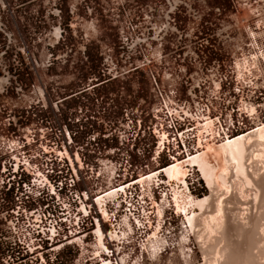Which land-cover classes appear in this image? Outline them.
I'll list each match as a JSON object with an SVG mask.
<instances>
[{
    "label": "rangeland",
    "instance_id": "1",
    "mask_svg": "<svg viewBox=\"0 0 264 264\" xmlns=\"http://www.w3.org/2000/svg\"><path fill=\"white\" fill-rule=\"evenodd\" d=\"M42 1H45L46 5L49 4L53 20L49 22L47 31L40 35L42 48L37 50L30 46L26 31L27 21L23 16L27 15L26 12L37 8ZM182 4L183 0H0V30L11 38L21 55L19 59L10 60L0 51V155L9 154L8 146L11 141L20 144L15 148L13 154L25 147V153L29 157L46 150L52 154L49 156L53 160L52 165L56 163L57 166L58 162L54 161L53 157L58 154L61 159L59 168L68 169L69 167L70 169L63 173H55V175L66 176L69 174L76 178L77 184L74 190L88 191L90 199L93 197V200H96L95 202L90 199L87 201L84 198L80 203L82 208L86 206L88 212L92 211V213H95L97 207L100 209V206H97V199H95L100 194L110 189L112 191L120 184L141 180V178L143 179L139 182L145 187H150L155 178L148 183L144 179L148 177L147 175L164 169V164L183 166L189 175L187 182L195 199L209 195L210 191L202 173L198 170L199 168H195L189 163L191 157L188 155L177 157L175 160L178 161L173 163V158L162 152V147L157 143L158 137L155 136L152 126L155 122L153 108L162 106L164 98H167V95L171 96L170 86L181 91L182 98L185 99L188 97V90L196 85V80H190L188 87L183 83L185 79H183L182 68L188 66L190 70H195L192 63L180 64L174 71L164 69L171 43L175 42L177 45L180 41L181 29L179 25L174 26V22L181 20L178 9ZM131 21L148 27L145 30L148 41L143 40L134 48L131 42L127 43L126 40L130 31L127 24ZM150 23L157 25L153 28ZM140 36L143 38V35ZM54 53L57 55L54 56ZM196 57L195 54H191L189 59L195 60ZM152 64L157 66L156 70L151 69ZM23 65L31 69L28 84H23L21 77L16 74L17 69ZM236 66L238 73L247 71V76H249L250 69H254L252 62L246 63L242 60H237ZM229 80L234 82L232 74H229ZM222 100L227 103V99L224 97ZM245 100L251 101V94L247 95ZM262 101L264 104V99H260V103ZM79 106L92 111H103L101 116L105 121L88 124V128L93 132L91 136L93 138L83 139L79 136H72L70 129L77 128V125L73 123L66 126L65 132L57 131V135L53 136L52 134L56 132L55 129L65 122L64 113H68L70 116ZM247 108L250 109V107ZM26 110H32L30 112H34V115H28ZM253 112H256V108ZM122 113L125 117L121 120L123 123L112 124L109 122L110 119L116 115L121 116ZM263 113L264 106H261L256 114V119L246 118L247 124L244 128L247 130V134L258 127H264ZM41 119H48L49 122ZM152 120H154L153 123H151ZM103 133L106 134L102 135ZM121 134L126 138L133 135L132 141L136 140L134 142L136 147L144 148V154L139 156L133 154L132 160L125 156L123 147L114 139L116 137L120 142L119 135ZM198 134L203 136L204 129H200ZM24 135L27 136L26 140H23ZM37 135L43 137L41 139L44 143L41 146L36 144ZM3 136L9 137L8 144L4 141ZM101 138H110L115 141L102 140L99 142ZM90 139L92 140L90 141ZM86 140L92 142L88 147L92 151L90 153L85 151ZM51 141H65L66 148H56L49 144ZM212 146L217 147L218 145ZM53 151H56V154ZM113 151H115L114 154H112ZM31 159L32 157H30ZM44 161H46L45 157L38 160V162ZM91 163L97 166L95 171L88 170L87 164ZM103 163L109 164L107 167H102ZM255 163L253 164L255 165ZM257 163L256 165L260 167V162ZM112 165H116V173L113 171ZM6 166L9 167L7 164ZM40 167L44 172L46 171V166L41 164ZM12 168L15 173L17 168L14 165ZM5 171H0V198L6 196L7 200L0 206L2 210H8V207L13 208L8 212V220H10L12 211L16 210L19 204H16L17 199L14 198L12 190L9 191L13 182L9 184L10 179H7L9 173ZM121 171L124 173L120 174ZM19 173H23L24 177L31 175L27 167L21 168ZM162 173L161 176L158 175V178L165 179L167 175L164 171ZM112 176L114 177L112 178ZM178 186H180L179 189ZM175 188L183 192V197L188 195L184 191L186 187L181 184L170 185L168 182L167 186H163L161 190L167 193L166 198L169 196L175 202ZM252 190H248L247 193H245L246 191L242 192V194L238 186L234 189V193L238 192L241 202L244 203L243 206L234 203L235 200H232L231 197L233 194L230 192L226 194L227 196L222 197L230 202L227 207L230 210L233 209L229 217L236 215L237 217L232 218L238 219L239 216V220L242 218L241 221L244 222L245 216L248 215L246 229L251 228L252 223L249 224L251 221L248 218L252 211L253 215L260 213L258 215L261 219L260 223L263 225L264 222V207L261 209V201H258L256 209L258 211H255L253 193L255 194L256 191ZM160 195L157 192L158 206H156L154 214L156 220L154 229L148 235L138 237L136 243L138 246L139 242L138 248H140L139 256L136 258L138 263L185 264L184 259L189 256L187 264H202L204 259L198 244L199 239H196L195 234L190 230L185 215L183 212L179 211V213L176 207V214L171 211L164 216V209L168 204L165 205L159 201ZM165 197L164 202L166 203ZM109 201L111 200H107V203ZM247 203L254 204H250V211L249 208L247 209ZM35 204L33 197L23 201V205L28 208ZM245 208L249 214L244 211ZM1 212L0 236L5 226L4 217L6 215ZM192 213L190 210V215ZM195 213L199 214L200 210L196 209ZM108 214L110 216L111 213L108 211ZM97 217L101 218L99 215ZM89 222L90 218L88 224ZM87 226L85 227L87 228ZM157 240L161 245V250L158 249L157 254L154 255L153 244ZM3 241L5 242L4 247L7 248L8 239ZM0 243H2L1 240ZM93 246L95 248L97 246L95 241ZM70 248L75 251L79 250L76 245L70 246L61 242L55 243L53 247L50 244L42 247L36 246L33 249L36 251L35 255L31 258L36 260L39 257L38 263H31L29 258L24 259L26 257L21 256L20 260L15 259V264H53L57 261L59 253ZM87 248L88 246H86ZM257 249V247L254 248L253 252L257 253ZM86 253V251H80L74 264H80L86 258ZM9 255H4L0 250V264H6L3 259L11 261L9 257H6Z\"/></svg>",
    "mask_w": 264,
    "mask_h": 264
},
{
    "label": "built area",
    "instance_id": "2",
    "mask_svg": "<svg viewBox=\"0 0 264 264\" xmlns=\"http://www.w3.org/2000/svg\"><path fill=\"white\" fill-rule=\"evenodd\" d=\"M237 1L241 9L247 13V37L240 35L238 45H245L246 39L249 43L247 50L241 51L236 62L237 60L252 62L254 73L250 69L249 76L246 71L242 73L243 77L236 71L237 66L235 69L222 70L216 61L195 70L183 66L184 85L188 87L190 80L193 78L196 80V85L188 90V97L183 99L181 91L170 86L171 96L163 97V105L153 108L155 122L152 126L155 136L158 137L157 143L162 147L163 153L173 158V163L177 162L175 160L177 157L185 155L192 157L199 154L202 147L207 144L220 145L247 135V130L244 128L247 124L246 118L256 119L258 109L264 106L263 101L260 103V99H264V0ZM150 25L154 28L157 24L150 23ZM127 28L130 31L126 40L127 43L131 42L133 48L143 40L148 41L145 33L147 26L131 21L127 24ZM140 35H143V38ZM233 72H235L234 82L229 80V74L233 75ZM246 90L247 95L251 94V101L245 100ZM223 97L227 99V103L223 102ZM247 106H253L256 112L251 111ZM200 129H204L203 136L198 134ZM163 134L166 135L164 141H162ZM4 141L8 144L9 137H4ZM11 143L13 146L10 144L8 146L10 154L20 146L19 143L16 145L12 141ZM42 151L43 153L31 155V160L27 154L23 161L13 157L16 159L13 165L17 168L15 170L17 173L21 168L27 167L33 176L31 182L22 184L23 192L16 196L19 205L12 211L10 220L7 221L9 210H2L0 206L1 213L7 215L4 217L7 222L1 235L4 239H8V246L14 253V256L9 257L11 261L5 260L6 264H15V259L20 260L21 256L29 258L31 263H37V259L31 258L36 252L33 249L47 244L54 246L57 242L70 246L76 245L81 252L86 251V258L80 264L90 262L139 264L136 258L139 256L140 248L136 243L138 237L146 236L154 229L156 222L154 214L158 206L157 192L161 194L159 201L165 205L168 204L164 209V216L171 211L175 214L177 212L173 198L170 199L168 196L167 202H164L167 193L161 189L168 184L167 176L165 179L155 177L149 189L139 182L140 179L113 188L120 195L105 206L111 213L110 217H105L100 208L101 218L96 216L93 219L96 225L95 243L98 246L95 248L94 241L89 242L85 229L91 211H85L80 204L84 198L89 201L88 191L74 190L77 184L74 176H70L69 179L53 180L51 176L56 172L50 167L53 164L49 158L51 154L46 150ZM43 157L46 161L38 162ZM110 162L113 164L112 161ZM41 164L46 166L47 174L40 167ZM108 164L103 163L102 167H107ZM13 165H10L11 168ZM112 166L116 173V165ZM170 166L154 173L161 176L162 172ZM38 171L42 176L37 177ZM59 173H63V170L61 169ZM188 178L189 175L186 181ZM181 185L186 187L184 190L186 194L193 196L188 182ZM107 192L99 196H104ZM30 197L35 199L36 204L28 208L23 205V201ZM6 200V196L1 197L0 205L6 203ZM99 230L103 234L102 242H100ZM86 246H88L87 249Z\"/></svg>",
    "mask_w": 264,
    "mask_h": 264
},
{
    "label": "bare ground",
    "instance_id": "3",
    "mask_svg": "<svg viewBox=\"0 0 264 264\" xmlns=\"http://www.w3.org/2000/svg\"><path fill=\"white\" fill-rule=\"evenodd\" d=\"M241 76L244 75L241 73ZM247 107L255 111L253 106ZM165 137L166 135L163 134L162 141L165 140ZM14 144L16 145V142ZM10 146H13L12 143ZM189 160L191 166L199 168L210 194L199 199L190 195L183 197V192L175 188L174 198L178 212H183L190 230L195 234L196 239H199L198 244L204 259L202 264H264V222L263 225L260 223L261 219L258 216L260 213L253 215L252 211V214L249 215L248 219L251 222L248 223H252V225L250 229L247 227L248 230L245 228L248 215L245 216L244 222L241 221L242 218L239 220V216L238 219L232 218L237 217L236 215L229 217L233 209L230 210L227 207L230 202L222 199L230 192L233 194L231 197L232 200H235L234 203L243 206L244 203L241 202L238 192L234 193V189L238 186L241 193L245 191L247 193L250 189L256 191L255 194L253 193L255 211L258 208V201H261V209L264 207V127H258L247 135L227 141L217 147L208 144L202 147L199 154L192 156ZM254 162H260L261 166L258 167L256 163L254 165ZM164 173L167 175L170 185L173 183L177 185L187 184L186 177L188 174L183 166L172 165L166 168ZM38 176H42L39 171ZM155 177H158V174L154 173L144 177V180L148 183ZM146 188L149 189L148 186ZM179 188L180 186H178ZM119 195L118 191L112 189L111 192L97 198V205L100 206L105 217H110L105 207L107 200L112 201ZM165 199L167 198L165 197ZM248 203L247 209L249 208L250 211L251 203ZM84 209L88 211L86 207ZM196 209L200 210L199 214L195 213ZM247 209L245 208L244 211L246 212ZM190 210L193 212L192 215H190ZM242 210L239 211L242 212ZM249 211L246 213L249 214ZM98 234L100 235V242H102L101 230L98 231ZM242 239L243 241L245 239V242ZM262 242L263 244L260 245ZM256 247L258 248L257 253H254L253 249ZM158 249L161 250V245L157 240L153 244L154 251L152 252L154 255L157 254ZM188 257L186 256L184 259L185 264L189 262Z\"/></svg>",
    "mask_w": 264,
    "mask_h": 264
},
{
    "label": "flooded vegetation",
    "instance_id": "4",
    "mask_svg": "<svg viewBox=\"0 0 264 264\" xmlns=\"http://www.w3.org/2000/svg\"><path fill=\"white\" fill-rule=\"evenodd\" d=\"M204 3L205 5H203ZM180 21H175L174 26L179 25L181 29L180 41L176 45L175 42L171 43L170 53L166 61L164 69L174 71L180 64L192 63L194 68L201 69L205 67L208 63H213L214 61L220 65L222 70L225 69H235L236 59L240 56L241 51H246L248 47L247 39L245 45L239 46V36L244 35L247 37V13H245L241 7L238 5L237 0H183L182 6L179 7ZM177 17V16H176ZM196 55V59L190 58V55ZM247 67V64H246ZM152 70H156L157 66L152 64ZM231 73V72H230ZM235 79V72L232 75ZM195 81V78H193ZM247 97V90L245 93ZM264 115V113H263ZM152 120L151 123H153ZM137 123V122H136ZM137 128V124H136ZM8 136V135H7ZM36 136V135H35ZM6 137V136H3ZM27 136H23V140H26ZM35 138V137H34ZM38 141L36 144L42 145L44 142L41 135H37ZM60 138V137H59ZM67 139V137H65ZM69 138L72 140L71 135ZM41 139V140H40ZM50 145L57 147H65V141L60 142H49ZM26 147L19 150L16 154L0 155V171H5L7 173H12L11 166L16 160L13 157L23 161L26 156ZM57 151V150H56ZM56 151H53L56 154ZM92 152L91 150L89 153ZM97 153L96 151H93ZM54 161L60 163L61 159L58 154L54 155ZM66 159V158H65ZM67 161V160H66ZM65 161V162H66ZM64 162V163H65ZM69 163V162H68ZM6 164L9 166L7 168ZM68 165L67 163H65ZM11 165V166H10ZM60 165V164H59ZM88 170L95 171L97 166L87 164ZM168 166L164 164L163 167ZM60 167V166H59ZM66 168L64 167L63 170ZM68 169H70L68 167ZM67 169V170H68ZM121 171L120 174H123ZM114 174V173H113ZM33 175H28L25 182H31ZM62 178V175H58ZM114 176H112L113 178ZM52 179L50 178V181ZM120 180V179H119ZM122 180V179H121ZM106 181V180H105ZM90 199V197H89ZM91 201L93 200L90 199ZM89 200V201H90ZM95 202V201H94ZM16 204H19L17 201ZM16 207V206H15ZM11 211V207L7 208ZM100 216L99 208L95 210L90 216V222L86 228L88 233L89 242L96 240L95 231L96 225L93 223L94 217ZM8 221V219H7ZM5 221V224L6 222ZM0 250L3 251L4 255H9V251L4 247L5 242L0 236ZM139 246V242H138ZM53 247V246H52ZM80 254L79 250H74L72 248L65 249V251L58 254V259L53 264H74L76 259ZM28 259V258H24ZM39 262V257L37 258ZM37 262V263H38ZM96 262H90L88 264H95Z\"/></svg>",
    "mask_w": 264,
    "mask_h": 264
},
{
    "label": "trees",
    "instance_id": "5",
    "mask_svg": "<svg viewBox=\"0 0 264 264\" xmlns=\"http://www.w3.org/2000/svg\"><path fill=\"white\" fill-rule=\"evenodd\" d=\"M1 14V13H0ZM27 15H24L23 17L26 19L27 21V25H26V31L28 34V38H29V42H30V46L33 49H41L42 45H41V36L43 35V33H45V31H47V28L49 26V22L53 19H51V17L53 15H51V8L49 7V4L46 5L45 1H42V3H40L37 8L30 10L28 12H26ZM50 19V20H49ZM0 51L4 53L5 56H7L10 60L12 59H19L21 58L20 53L17 51V48L15 47V45L13 44V42L11 41V38H9L8 35H6L5 32L0 30ZM54 56L57 55V53L53 54ZM16 74H18L21 77V82L23 84H28L30 77H31V69L25 65L21 66L20 68L17 69ZM98 101V99H96ZM32 110H26V113L29 114H33L34 112H30ZM60 113V110H59ZM103 113V111H92L89 108H83L81 106L77 107L74 109L73 113H71V115L69 116L68 113H64V118H65V122L59 127L56 128V132L54 134H52L53 136L57 135V131H64L65 132V128L66 126L69 124L71 125L72 123L77 125V128L74 129H70V132L72 134V136L74 137H81V138H86V137H91L93 135V132H91V129L88 128V124L90 122H101V121H105L104 117L101 116V114ZM132 116V115H131ZM135 116L133 115V118ZM125 119L124 117V113H122L121 116L116 115L114 118L110 119L109 122L112 124H120L121 120ZM42 121L45 122H49L48 119H41ZM88 131V132H87ZM90 131V132H89ZM87 132V133H86ZM106 133H103L102 135H105ZM93 138V137H91ZM114 139H116L117 143L121 144V146L123 147V150L125 152V156H127L130 160H132L133 158V154L136 156H139L140 154H144L145 150L144 148H142L141 146L136 147L135 144H122L121 142L118 141V139L115 137ZM92 139H90L91 141ZM96 140V138H95ZM111 140V141H115L113 139L110 138H101L99 140ZM86 148L85 151L87 153H89L90 149L88 148L92 142H89V140H86L85 143ZM83 144V145H84ZM82 146V145H81ZM125 146V147H124ZM118 148V147H117ZM104 151V150H102ZM115 151L112 152V154H114ZM94 163H91V165H93ZM131 164V163H130ZM52 169L56 172L59 173V171L61 170L59 168V164L54 163V165H52ZM56 166V167H55ZM12 169V168H11ZM63 170V169H62ZM63 171H67V169L63 170ZM53 180L57 181L59 178L58 175H52L51 176ZM69 174L66 176H63L62 179H69ZM12 178V180H11ZM7 179H10L9 184L12 183V185L9 188V191L12 190V193L14 194V198H16L17 194H19L20 192H23V186L22 184L26 181L27 176L24 177L23 173H10L9 176L7 177ZM9 184H5L6 186H8ZM19 189V190H17ZM22 190V191H21ZM1 238L3 240L4 236L1 235ZM7 250L9 251V256L6 257H10V256H14V253L10 250V247L7 245ZM4 261L6 259H3Z\"/></svg>",
    "mask_w": 264,
    "mask_h": 264
}]
</instances>
